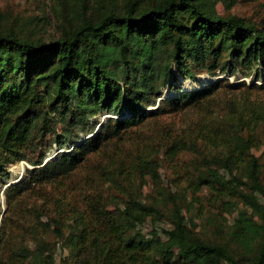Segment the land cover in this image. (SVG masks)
Wrapping results in <instances>:
<instances>
[{"label": "trees", "instance_id": "trees-1", "mask_svg": "<svg viewBox=\"0 0 264 264\" xmlns=\"http://www.w3.org/2000/svg\"><path fill=\"white\" fill-rule=\"evenodd\" d=\"M219 1L230 6L236 0H125L120 7L76 11L79 22L49 41L0 32V178H9L10 163L34 165L18 181L0 186L8 207L28 189L59 186L91 153H110L107 181L142 169L158 182L159 151L173 156L188 150L201 155L205 168L188 183L194 199L205 186L223 213H236L229 237L246 252L243 258L227 244L200 239L182 201L164 191L154 201L123 199L114 213L70 214L62 203L49 210L31 202L26 215L33 230L36 222L62 237L66 221L76 223L71 229L92 256L74 264H264V180L252 151L264 143V97L248 95L264 94V18L219 12ZM63 12L64 3H58L57 19ZM202 74L209 79L200 82ZM229 76L250 77L252 84L230 82ZM178 78L199 85H175ZM236 90L241 100L226 94ZM99 113L107 114L103 121ZM165 113L186 120L177 133L158 129L155 139L161 142L152 144L151 134L127 153L109 147L116 149L112 142L132 127ZM44 144L61 150L46 160ZM7 212L0 225V264H56L49 241L32 236L30 248L17 233L5 234ZM164 219L169 227L156 226Z\"/></svg>", "mask_w": 264, "mask_h": 264}, {"label": "rangeland", "instance_id": "rangeland-1", "mask_svg": "<svg viewBox=\"0 0 264 264\" xmlns=\"http://www.w3.org/2000/svg\"><path fill=\"white\" fill-rule=\"evenodd\" d=\"M64 3L63 18L57 19L55 8L58 3ZM125 3V0H0V32L13 30L22 37L29 39L42 38L49 41L58 37L64 28H69L79 22V17L76 11L80 13H90L102 10L104 6L120 7ZM216 8L222 13H236L246 17L249 20H260L264 18V0H236L230 6H226L221 1L217 2ZM217 77H225L224 74H218ZM200 82H205L209 79L208 74L198 76ZM245 80L250 85L252 80L250 77L240 76L237 80L234 76H229L230 82ZM190 88L194 87L198 82L189 80ZM188 81L186 80L185 83ZM254 82L259 83V80ZM183 80L178 78L174 81L175 85H184ZM169 89L163 88V97L166 96ZM226 92L228 95H234L235 98L241 100L239 92ZM237 94V95H235ZM249 97L252 100L264 97L262 92H249ZM152 108V107H150ZM107 114L99 113L96 118L103 121ZM156 120V121H153ZM186 120L178 113H165L159 117L148 119L144 124L134 126L128 130L124 138L115 140L117 142L116 149L113 145H109L118 153L126 152L132 147L134 142H140L141 139L147 136L154 137L150 140L152 144H158L159 139H155L158 129L169 130L177 133L178 126H183ZM161 125V128H159ZM157 136V135H156ZM140 146H145L139 143ZM150 146V145H149ZM40 148V147H39ZM61 148H57L55 144L51 147H46L44 150L47 159H52L58 154ZM253 153L258 157L261 164L260 177L264 180V143L257 148L252 149ZM102 150L88 154L86 159L81 164L65 175L58 183L43 185L36 190L28 189L17 200L16 206L8 207L5 194L0 196V225L3 220V210H7L9 219L5 220L3 226L5 234L17 233L18 239L28 241L29 247L32 248L34 241L32 236H37L49 241L53 247V258L56 264H74L75 260L81 258H91L92 251L87 247L88 243L79 244L77 230L71 229L73 221H66L64 225V234L62 237L54 235L53 231L42 227L36 223L35 230L31 229L27 213L29 214L28 206L31 202L37 205H44L49 210L54 209V204L62 203L66 212L73 214L75 211L83 214H92L91 210L99 209L109 213L116 212L118 204L123 199L138 196L145 201H154L160 197V191H164L170 195H174L176 200H181L184 204L182 212L185 216L192 218L195 234L202 240L210 243L227 244L234 254L246 257V252L242 246L232 240L230 230L232 229L233 217L223 213V206H220L219 200H214V195L207 187H202L197 191V198L194 199L188 183L197 172L205 171L201 155L188 150L178 151L173 156L170 153H164L163 149L156 155L160 162L159 173L160 180L155 182L142 169H136L131 172H126L125 175L116 174V180L107 181L108 173L111 168L108 166L110 158L107 157ZM30 162L20 160L18 162L8 164L9 178H0V186L7 184L9 180L21 179L27 172V169L33 168ZM17 180V181H18ZM246 180V179H244ZM244 188V186H243ZM4 196V197H3ZM4 199V200H3ZM233 201H238V197H234ZM260 200L261 197H260ZM120 206V204H119ZM170 206V203L168 204ZM238 206L243 204L238 201ZM235 214V215H234ZM45 215L42 219L45 220ZM226 217V218H225ZM26 225L25 229L21 228V224ZM158 227H169L168 220H159L156 222ZM150 228V221L145 223L144 231ZM222 264H226L224 261Z\"/></svg>", "mask_w": 264, "mask_h": 264}, {"label": "water", "instance_id": "water-1", "mask_svg": "<svg viewBox=\"0 0 264 264\" xmlns=\"http://www.w3.org/2000/svg\"><path fill=\"white\" fill-rule=\"evenodd\" d=\"M18 179H16V180H9L8 181V183H12V182H15V181H17ZM3 212H4V210H3Z\"/></svg>", "mask_w": 264, "mask_h": 264}, {"label": "bare ground", "instance_id": "bare-ground-1", "mask_svg": "<svg viewBox=\"0 0 264 264\" xmlns=\"http://www.w3.org/2000/svg\"><path fill=\"white\" fill-rule=\"evenodd\" d=\"M1 189H2V187H1ZM2 195H4L3 193H2ZM2 195H0V196H2ZM4 197V196H3ZM4 200V199H3Z\"/></svg>", "mask_w": 264, "mask_h": 264}, {"label": "built area", "instance_id": "built-area-1", "mask_svg": "<svg viewBox=\"0 0 264 264\" xmlns=\"http://www.w3.org/2000/svg\"><path fill=\"white\" fill-rule=\"evenodd\" d=\"M144 227H145V226H143V230H144Z\"/></svg>", "mask_w": 264, "mask_h": 264}]
</instances>
